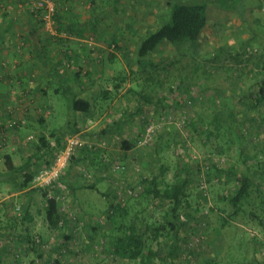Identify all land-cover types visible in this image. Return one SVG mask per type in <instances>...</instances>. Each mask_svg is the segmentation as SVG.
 I'll use <instances>...</instances> for the list:
<instances>
[{
	"label": "rangeland",
	"instance_id": "rangeland-1",
	"mask_svg": "<svg viewBox=\"0 0 264 264\" xmlns=\"http://www.w3.org/2000/svg\"><path fill=\"white\" fill-rule=\"evenodd\" d=\"M214 1L207 6V22L195 44L164 42L138 60L140 39L165 17L168 0H72V20L78 21V26L72 25V77L78 72L85 84L93 82L80 95L91 103V111L77 113L78 123L87 130L82 136L103 140L106 147L92 151V161L84 159L78 171H72V183L81 185L69 196L71 219L56 229L44 218L42 193L32 184L28 190H16L9 178L0 176V264H142L117 256L112 242L123 224L133 220L140 228L146 222L162 223L169 202L142 193L147 185L142 179L152 175L158 176L161 189L177 179H189L188 205L183 203L181 209L188 225L173 264H264V171L257 162L259 155L264 158V97L260 99L259 93L264 86V0H243L242 18L219 7L224 0ZM24 3L15 1L9 10L2 3L0 12L13 11L16 21L29 17L36 31L31 36L26 27H4L8 43L0 48V57L5 51L26 55L31 50L28 39L48 38L54 32L38 27L26 7L21 8ZM77 29L83 32L81 37L74 33ZM66 62L65 67L70 64ZM72 77L70 86L78 89L80 79ZM37 81L33 73L25 81L30 103L25 123L14 130L0 128L6 140L0 148V174L5 155L16 165L25 163V153L34 152L38 136L52 142V134L59 133L67 118L65 85L52 80L47 98H42L34 92ZM21 92L9 90L12 95ZM122 116L131 150L120 147V137L99 134ZM41 117L43 123L38 121ZM5 121L0 127L7 125L8 116ZM149 125L154 134L144 142ZM29 135L34 139L27 141ZM114 163L122 164L124 171L112 174ZM41 164L32 160L30 170L37 171ZM81 168L91 177L85 178ZM218 169L232 173L226 176ZM244 175L254 183L235 212L226 198ZM89 184L96 188L89 189ZM126 186L136 195L130 197ZM118 202L126 213L108 219L110 204ZM18 203L23 207L21 217L15 212ZM34 236L39 242L24 247ZM145 237V252L167 250L169 239L163 232H148ZM18 250L21 256L15 260ZM150 264L171 262L156 257Z\"/></svg>",
	"mask_w": 264,
	"mask_h": 264
},
{
	"label": "trees",
	"instance_id": "trees-1",
	"mask_svg": "<svg viewBox=\"0 0 264 264\" xmlns=\"http://www.w3.org/2000/svg\"><path fill=\"white\" fill-rule=\"evenodd\" d=\"M214 0H168V10L165 17L159 21L157 27L151 31L149 34L145 35L140 39L139 45L137 47L138 60L145 58L148 54L155 52L162 43H190L195 44L207 22V6L210 4H215ZM245 5L243 0H224L220 3L219 7L232 10L236 12L241 18L245 15ZM58 20L57 15H55V22ZM66 60L64 61L65 65ZM79 80L78 89L70 88L67 86L68 82L63 78L60 81L64 84L62 90L65 91V96L67 99L68 115L65 119L64 124L60 127L58 134L53 135V141L56 143L57 147L63 143L64 137L69 134H75L80 131V126L78 123L77 113L88 114L91 111V103L80 95L93 85V82L85 84L81 80L78 72L73 74L72 80ZM116 88L120 87L119 84L115 85ZM260 99L264 97V86L260 88L259 91ZM142 99L146 98V95L141 94ZM70 112V113H69ZM40 123H43V118H38ZM123 122H113L110 126L102 128L99 134L104 135H118L120 136V130L122 129ZM67 133V134H65ZM122 147L129 149L132 144L128 143L125 139H121ZM36 151L35 158L37 162L48 164L53 156V148L50 146V141H48L43 135L38 136L35 143ZM92 151H80L78 155L74 156L71 161L76 160L75 157H80L81 155L87 156L91 154ZM39 155V156H38ZM76 163L77 161H73ZM32 158L29 157L28 161L16 165L12 160L10 155L4 156V171L0 176H6L11 181V186L16 190H26L28 189L33 181V177L36 174L35 171H31ZM183 169L186 170L187 168ZM219 174L225 173V175H231L232 171H223L221 169L216 170ZM229 176L227 179L230 180ZM1 178V177H0ZM220 178V176H218ZM147 183L143 190L144 195H152L153 197L160 198L161 200H167L169 205L162 212V223H145L143 228L135 225L134 220L130 225L123 224L120 234L114 237L112 245L114 246V253L127 260H139L142 264H150L156 257L161 259L168 258L171 264L174 262L175 256L178 254L181 247V234L188 225V221L183 220L181 216V209L183 203L188 205L186 201V189L189 184V179H177L174 184H167L161 189L158 185V176H149L142 179ZM63 182V180L61 179ZM1 182V181H0ZM236 186L232 188V193L227 196V201L231 206L237 211V207L243 199L249 196L250 191L253 187V179L250 176L244 175L242 178L236 179ZM89 189H95V184L87 185ZM111 211L108 219H119L126 213V208L124 205L120 204H110ZM44 218L51 229H56L59 227L61 220H64V224L68 223V218L63 215L54 200H45L43 208ZM255 215V214H253ZM29 217V214H28ZM121 224L123 223L120 221ZM142 229H144L142 231ZM161 233L163 236L169 239L165 244L167 250L164 252L162 247L158 248L156 251L148 248L145 252L146 239L145 233ZM164 246V247H165Z\"/></svg>",
	"mask_w": 264,
	"mask_h": 264
},
{
	"label": "crops",
	"instance_id": "crops-1",
	"mask_svg": "<svg viewBox=\"0 0 264 264\" xmlns=\"http://www.w3.org/2000/svg\"><path fill=\"white\" fill-rule=\"evenodd\" d=\"M15 1H25V3L23 4L25 6H21V8L26 7V11L29 12L31 18H35V20L39 22L38 27L40 26L42 27L39 18L35 16L33 13H31L28 9V3L30 2V0H0V4L3 3L2 7H6V10H9L14 6ZM54 1L57 3L56 15L58 17V20L53 25L54 32L49 33L52 36L48 38H45L43 36H38L34 40H32V38L28 39L29 46L31 45L30 47L31 50H28L29 53L26 55H19V56L16 54L11 55L9 54V52L6 53L5 51L4 52L5 55H2L0 57V112L3 113V115L0 114V116H2V118H0V121L3 122L5 120L7 121V116H8L7 125L0 127L1 131L3 132L6 131L8 127V122L10 120L9 118L11 116L12 108H17L20 112H24V117H26V113L30 109V107L27 105L28 91L25 90V83H26L25 81L27 80L28 76L31 73L37 75V79H38L37 85H39V87H35L34 92H37L40 96H42V98H47V93H49L50 91L49 82H51L52 80H56V79L61 80L64 78L68 82V86L71 88L70 78L72 77V25L78 26V21L76 20L77 18L72 20V0H54ZM2 10L4 9L2 8ZM13 13L14 12L11 11V15H10L9 11L0 12V48H2V46H4L6 42V35L4 36L3 33L7 28L4 29V27L8 26V28H11L14 27L15 25L26 27L31 36L36 31L37 26L33 25L34 22L29 17L27 18L25 17L19 21H16L15 16H13ZM74 33L78 37H81V35L83 34V32L78 29L74 31ZM17 44L18 41L16 42V45ZM0 55H1V51H0ZM112 56L113 55H110V57ZM3 59L7 60L9 68L6 66L7 63L1 61ZM65 60L70 62V64L66 67L63 66ZM66 64L68 63L66 62L65 65ZM12 88H15L17 90H22L23 92H21L18 95L9 94V90ZM11 91L13 92V90ZM31 118L32 120H37L35 119V117L31 116ZM121 120L123 122L122 129L119 131L121 135L120 136L116 134L115 135L120 137L121 139H125L130 144L131 142L129 138L124 136L125 131L123 128L125 127V124L127 122L126 119H124V117L122 116L120 119L116 120V122H119ZM30 121L31 120H29V122ZM111 124H108L103 128H106ZM24 128H28V126ZM32 147L35 150L34 152H32V154L27 153L26 151L25 162L28 161L29 157H31L32 160H36L34 156L36 151V145ZM120 147L125 150V148L122 147V145ZM81 154L80 157L79 156L75 157L76 160H73V161H77L76 163H74L73 161L70 162V164L67 166L65 170L64 175L61 177L63 183L67 185L70 195H73V191H75L76 188H79L78 185H81L79 181L78 183H74V184L72 183V171L75 173L76 170L78 169V166L81 165V163H84L85 161L84 159H86V161L89 163L90 160L92 161L93 158L91 154L87 156Z\"/></svg>",
	"mask_w": 264,
	"mask_h": 264
},
{
	"label": "built area",
	"instance_id": "built-area-1",
	"mask_svg": "<svg viewBox=\"0 0 264 264\" xmlns=\"http://www.w3.org/2000/svg\"><path fill=\"white\" fill-rule=\"evenodd\" d=\"M28 9L31 13L37 16L48 32H52L53 25L55 24V15L57 12V4L54 0H35L28 4ZM30 103L27 102V105ZM8 127L11 129L19 128L25 123L24 112H20L17 108L11 109V116L9 118ZM91 123V121L89 122ZM88 126H91L88 125ZM87 126V127H88ZM87 131L86 128L80 126V131L75 134L66 135L63 143L57 147L54 141L50 142L51 148H53V156L48 164L45 162L41 164L36 174L33 177V187L42 193L45 200H54L57 204L59 211L68 218V221L72 217V210L69 207V190L65 183L61 181V177L64 175L67 166L70 164L72 158L76 156L80 151H94L96 149H103L106 147V142L103 140H89L82 136L81 133ZM145 133V134H144ZM144 142L150 141L154 134L153 126L149 125L144 132ZM34 137L29 135L27 141L33 140ZM3 134H0V148L5 144ZM258 169L264 171V158L258 156ZM111 173L117 174L124 171L125 167L122 164L114 163L111 166ZM83 176L85 178L91 177V174L85 169L81 168ZM218 179V178H217ZM201 188H206V180L202 179ZM125 192L130 196L136 195L135 189L132 187H125ZM16 214L21 217L23 213V207L20 203L15 205ZM64 220H61L59 226L63 225ZM39 242L37 236H34L31 242H28L24 247H31ZM42 246V245H41ZM20 249V248H19ZM21 254L18 251H14V259L20 258Z\"/></svg>",
	"mask_w": 264,
	"mask_h": 264
}]
</instances>
